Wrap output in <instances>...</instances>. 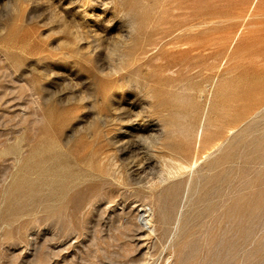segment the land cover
Here are the masks:
<instances>
[{"label":"rangeland","instance_id":"1","mask_svg":"<svg viewBox=\"0 0 264 264\" xmlns=\"http://www.w3.org/2000/svg\"><path fill=\"white\" fill-rule=\"evenodd\" d=\"M0 264H264V0H0Z\"/></svg>","mask_w":264,"mask_h":264},{"label":"bare ground","instance_id":"2","mask_svg":"<svg viewBox=\"0 0 264 264\" xmlns=\"http://www.w3.org/2000/svg\"><path fill=\"white\" fill-rule=\"evenodd\" d=\"M211 42V41H210ZM216 42V41H215ZM228 55V54H227ZM7 70V69H6ZM8 71V70H7ZM219 71V70H218ZM229 73V72H228ZM215 78V77H214ZM204 79V78H203ZM27 86V85H26ZM23 87V86H22ZM33 103V102H32ZM229 109V108H228ZM34 115V114H32ZM36 115V114H35ZM232 130H230V134ZM219 142V141H218ZM216 143L214 144L211 148L216 149L218 147L221 146V143ZM211 150V151H212ZM104 156V154H103ZM82 157L78 156L77 160H81ZM59 159V158H58ZM56 159V160H58ZM61 159V158H60ZM60 161H57V165H55L52 169H47L45 168V171L50 173L49 177L51 178V181L48 183H44V186L46 187H50L52 191H62L64 192L65 190L67 191L68 189H74L77 187L76 183L79 181H82V176L79 175V173L72 171L70 169L69 166H67L66 163L61 164L59 163ZM47 165V164H46ZM45 165V166H46ZM48 167V166H47ZM52 167V166H51ZM101 174H99L100 176H102V171H99ZM42 174V173H41ZM47 174V173H46ZM43 175V174H42ZM32 192V191H31ZM153 203V202H152ZM149 211V210H148ZM146 212V211H145ZM148 216H143L142 214L139 217V221L143 222H148L149 224H151L150 220L147 218ZM142 225V224H141ZM146 225V223H145ZM152 228V227H150ZM153 231V229H152ZM154 232V231H153Z\"/></svg>","mask_w":264,"mask_h":264}]
</instances>
